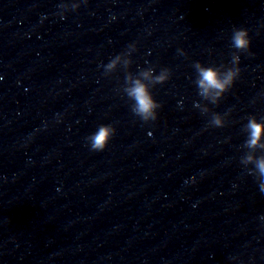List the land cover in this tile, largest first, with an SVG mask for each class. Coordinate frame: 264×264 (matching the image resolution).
<instances>
[{
    "label": "clouds",
    "instance_id": "clouds-1",
    "mask_svg": "<svg viewBox=\"0 0 264 264\" xmlns=\"http://www.w3.org/2000/svg\"><path fill=\"white\" fill-rule=\"evenodd\" d=\"M84 2L86 3L87 0H84ZM59 7L66 11L68 10V3H61ZM79 7L80 5L78 4L72 10H76ZM231 42L232 47L237 51L232 54L230 67L224 64L219 66H205L198 61L193 64V68L197 74L194 83L198 88V95L212 104L219 102L224 93L233 86L240 74L239 53L247 52L251 43L248 30L245 28H234ZM135 50V44H131L128 46L127 51L112 58L106 65H103L104 74L112 72L124 56H131V53ZM178 51H180V54H184L182 50ZM130 62V60H124V66L127 67ZM154 71V68L149 67L147 70H141L139 76L136 78H133L130 74L126 75L125 86L122 89L123 93L132 101L131 111L144 122L156 120V110L161 107L154 99L151 89L157 84L166 82L171 75V70L168 68H163L159 75H153ZM194 106L199 108L200 104L197 103ZM203 112H207V108L203 109L202 114ZM211 125L214 127H223L225 121L220 114L213 113ZM245 130L248 136L244 142V147L250 150L257 148L264 150V143L261 142L264 139V123L258 122L255 116H250L245 124ZM115 131V128L110 124H101L98 126L94 133L86 137L90 149L92 151L102 152L114 136ZM241 163L255 164L256 172L248 171V174L255 176L260 191L264 193V155L254 157L248 154L241 159ZM261 219H264V217H261Z\"/></svg>",
    "mask_w": 264,
    "mask_h": 264
}]
</instances>
